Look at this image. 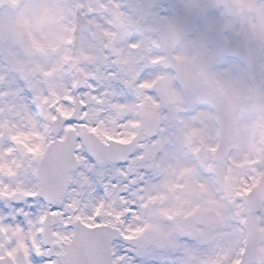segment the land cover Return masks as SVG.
<instances>
[{"label": "rangeland", "instance_id": "obj_1", "mask_svg": "<svg viewBox=\"0 0 264 264\" xmlns=\"http://www.w3.org/2000/svg\"><path fill=\"white\" fill-rule=\"evenodd\" d=\"M193 5L200 8L196 28L181 37L176 32L171 11ZM238 15L249 22L254 38L262 43L259 69L262 75L264 0L1 1L0 92L7 90V93L0 95V189L17 193L9 204L22 200L25 190H38L34 175L41 154L53 138L50 133L53 110L70 114L72 107L61 103L62 97L69 94L68 89H73V100H80L91 81L97 85L98 99L91 100L93 94L88 93V121L99 126L97 134L103 140V133L108 132L124 141L136 134L140 140L135 153H142V157L132 161L129 171L134 175L137 168L147 169L148 183L133 195L137 199L136 207L141 203L140 197L147 201V206L138 207L139 219L131 215L127 223L136 226L147 222L157 227L161 232L160 243L168 242L172 231H181L183 226L199 239L209 241L190 248L188 258L185 254L169 256L174 264H187L193 260V253L195 264L205 261L230 264L240 258L245 235L241 237L239 229L228 228V222L245 221L249 216L263 234L258 248L260 260L251 264H262L264 203L260 212L249 215L243 202L235 203L238 194L251 188L264 170V126L248 116L246 110L253 102L242 97L248 89L241 88V76L246 72L223 48L238 32L240 22L235 19ZM17 22L26 24L30 31L34 44L30 53L22 51L13 30ZM197 43L202 44L203 52L209 56L204 72L207 79L195 93H188L176 85L168 61L191 58ZM76 70L83 74L80 90H74ZM20 75L31 89L27 102L33 104L35 112H29L17 94ZM142 83L151 85V94L147 86L141 87ZM33 94L41 100L33 102ZM144 101L158 108L157 132L149 139L139 129L136 108ZM218 108L227 113L229 121L228 151L221 163L211 156L218 137L214 122ZM18 133L24 134L13 142L10 136ZM9 146L13 152L4 153L2 149ZM29 148L36 151L30 152ZM117 167L120 165H98L88 175L98 184L107 183L115 178ZM98 198L88 184L83 185L79 196L82 207ZM103 198L105 215L125 207L111 190ZM3 203L0 199V207ZM206 208L217 211L222 223L201 231L198 215ZM4 212L8 213L7 219L0 224L12 227L7 233L0 232L3 246L0 252L13 248L18 241L29 240L34 234L28 225L24 233L14 234L15 224L24 223V218L13 219L15 208L12 207ZM38 242L41 243V236ZM143 248L136 246L139 253ZM151 248L155 250L149 251L150 262L161 260L160 244ZM17 250L24 252L16 248L15 254ZM140 255L136 264H150L143 263Z\"/></svg>", "mask_w": 264, "mask_h": 264}, {"label": "snow or ice", "instance_id": "obj_2", "mask_svg": "<svg viewBox=\"0 0 264 264\" xmlns=\"http://www.w3.org/2000/svg\"><path fill=\"white\" fill-rule=\"evenodd\" d=\"M130 46L136 47L135 44ZM109 75L115 74L109 73ZM20 81L24 82L20 83ZM17 84L19 85L17 94L21 100L25 101L24 107L29 112H35L36 108L33 104L27 102L28 92L31 89L28 88L27 81L22 75L19 76ZM145 86L149 88L151 94V85L141 84V87ZM86 89L87 91L81 93L78 114L65 113L61 116L53 110L52 120L58 121L60 127L56 130L55 136L48 141L49 147L38 169L39 181L43 185L42 190H25L22 193L23 199L10 205L8 201L17 195L16 191L0 189V199L4 201L3 207H0L2 209L0 210V221L7 219L8 213H5L4 209L12 207L15 208L13 219L24 218V223L15 224L14 234L24 233L25 225L34 230L29 240L18 241L13 248H5L3 252H0V264H17L16 248L24 250L25 264H136L135 257L140 255L136 249L137 245L144 244V253L155 250L151 248L153 242L150 239L151 225L149 223L142 222L136 226L127 223L129 215H137L138 207L147 206V201L140 197L141 203L136 207L137 199L133 198L134 193L140 192L148 183L147 169L137 168L134 175L129 171L132 161L141 158L142 153L130 154L126 158L114 156L112 154L114 144L108 142L124 144L127 141L108 132L103 133V141H97L92 148L88 146L85 136L95 137L99 131L97 124L88 121L90 106L88 93L93 94L91 97L93 101L98 99V95L97 85L91 81L86 85ZM68 92L69 94L62 97L60 102L66 107H72L73 89H68ZM6 93L7 90L0 92V95ZM32 100L35 102L41 100V97L33 94ZM23 134L11 135L10 139L15 142L18 136ZM2 151L12 153L13 147L3 148ZM28 151L33 152L36 149L29 148ZM92 160L95 163H92ZM106 163H113L120 167L115 169V178L108 180L107 183L98 184L88 173L94 172L98 165L102 166ZM84 184H88L90 191L97 193L99 198L91 205L82 207L79 196ZM201 187L203 188L204 185L201 184ZM110 190L118 196L119 201L125 207L122 211L117 210L114 214L108 212L105 215L102 211L106 207L103 197H106ZM259 191V186L255 189L245 188L238 194L235 203H242L245 199H255ZM36 205L39 206L36 207ZM137 219H139L138 215ZM49 220L56 225L50 234L55 247L46 249L38 241L45 232L44 225ZM10 227H12L11 224L7 226L0 224V232L7 233ZM198 227L201 231L208 230L207 226L198 225ZM227 227L239 229L240 236H243V219L229 221ZM176 239L178 244L193 249L209 242L187 232L178 234ZM129 243L134 246L131 253L125 247ZM0 247L3 246L0 245ZM192 255L193 260L189 261V264H195V253ZM204 264H210V262L205 261ZM230 264H240V261L232 260Z\"/></svg>", "mask_w": 264, "mask_h": 264}, {"label": "water", "instance_id": "obj_3", "mask_svg": "<svg viewBox=\"0 0 264 264\" xmlns=\"http://www.w3.org/2000/svg\"><path fill=\"white\" fill-rule=\"evenodd\" d=\"M1 1V0H0ZM3 1V0H2ZM173 12L174 19H175V25L177 27V32L180 35H184L186 33L192 32V30L195 27V20H197V16L199 13V8L197 6H193L190 9L183 10L181 8H176ZM247 22H244L239 35H237L236 38L227 46V48L234 52L238 57L242 59L246 63L248 67L253 69L257 75V60L258 59V51H259V45L257 43L252 42H246L247 36L249 35V29H248ZM16 34L18 35L24 51H31L33 48V44L29 37V31L23 25V23H17L15 26ZM196 55L192 59V61H188L186 59H182L180 61L172 60L170 62V67L175 71L176 73V79L180 83V85L188 90L193 91L199 82V80L202 77V73L198 72L197 69L201 68L204 64V61L207 60V56L201 53V46L197 45L195 47ZM77 74V82L76 86H80L81 82V74L79 72H76ZM140 111L142 116V127L145 129V133L149 136L154 134L157 122L156 117V111L155 108L149 104H143L141 105ZM72 114H78L80 112L79 102H76L74 105V110H72ZM223 112H219L218 114V126L220 131V138H219V145L216 151L214 152V157L218 161H220L223 158V155H225V148H226V140H227V120ZM51 133L55 135L56 130L60 127V123L58 121H52L51 122ZM97 141H101L98 136L95 135V137L92 136H85V142L88 144L90 148L94 147ZM108 143L114 144L112 148V154L114 156L120 157V158H126L134 149L135 142H128L124 144H118L109 141ZM49 147V144L44 152H47V149ZM39 160L38 166H37V172L36 177L39 181V173L38 169H40L41 162L43 160V157ZM257 186L260 187V191L258 192L255 199H245L244 203L248 207L250 212H255L260 210L261 203L264 201V173L262 174V177L257 185H255L252 189H255ZM42 182L39 181V189L42 190ZM201 223L205 226L216 224L218 225L220 223V219L218 215L212 211V210H206L201 213L200 215ZM53 221L49 220L45 224V232L43 233V242L45 245H53L52 238H51V227H52ZM255 225H253L252 222H247L245 224V230H246V244L244 248V252L242 253V258L240 259V264H247L249 262H252L257 258V252H258V243L260 241L261 234L260 232L254 228ZM17 264H25L24 256L21 251L17 253Z\"/></svg>", "mask_w": 264, "mask_h": 264}, {"label": "flooded vegetation", "instance_id": "obj_4", "mask_svg": "<svg viewBox=\"0 0 264 264\" xmlns=\"http://www.w3.org/2000/svg\"><path fill=\"white\" fill-rule=\"evenodd\" d=\"M248 39H251V40H255L257 41L253 34H252V31H251V35L249 36ZM259 42V41H257ZM260 43V53L262 51V43ZM260 55H259V67H260ZM239 61V60H237ZM242 65H243V68L246 72V74H242L241 76V88L243 89V91H245L244 89L245 88H248L246 89V91L248 92H244L242 97L245 99L244 96H246L248 99H251L253 104L251 106L250 109H247L246 110V113L248 114V116H252L253 118L255 119H258V122L262 124V126H264V73L262 72V75H261V71L259 73V77L256 79L253 77L252 75V72L249 71V69L247 68V66L239 61ZM250 74V77H249V80H247V77L248 75ZM207 79V77H205V80ZM263 81V84H261ZM256 98V100H254ZM147 151V150H146ZM134 154V153H133ZM113 164V163H112ZM174 216V215H173ZM132 216L129 215L128 218H131ZM194 227V226H193ZM186 227L183 226L181 231H175L171 233V236L169 238V241L168 242H162L160 243V235H161V232L159 233V240L158 242H153L151 245H156V244H160V252H161V260H154V261H151L149 260V257H150V252L148 253H144V248H143V251L140 253V258H141V261L143 263H145L146 261L150 262V264H174L173 262H175L174 260L171 261V259H169L171 257H173V255L175 254L176 255H179V254H182V255H186V257L188 258L189 257V254H190V248L186 245H182V244H178L177 242V235L180 234V233H184V232H187V233H190L193 235V231H190L189 229H185ZM210 228V227H209ZM140 246H143L144 247V244H139ZM137 245V246H139ZM125 247L128 249V250H131L133 251L134 250V246L131 245L130 243L129 244H126ZM137 260H139V256H137ZM187 264H189V261L186 262ZM264 264V262L262 263Z\"/></svg>", "mask_w": 264, "mask_h": 264}]
</instances>
